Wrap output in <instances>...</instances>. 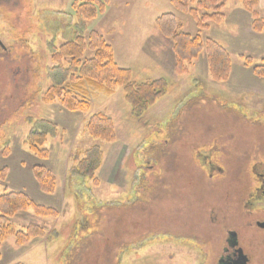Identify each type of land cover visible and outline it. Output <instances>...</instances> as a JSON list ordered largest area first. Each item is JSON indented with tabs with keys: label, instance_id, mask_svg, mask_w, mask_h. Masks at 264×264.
Returning <instances> with one entry per match:
<instances>
[{
	"label": "rangeland",
	"instance_id": "rangeland-1",
	"mask_svg": "<svg viewBox=\"0 0 264 264\" xmlns=\"http://www.w3.org/2000/svg\"><path fill=\"white\" fill-rule=\"evenodd\" d=\"M75 1L0 0V168H7L0 193L22 191L36 203L59 211L56 219L38 216L31 208L11 217L18 229L36 223L48 236L19 247L10 237L1 246L0 264H205L210 259L198 248V225L191 226L187 219L188 226L180 228L175 219L163 224L162 217L182 215L196 220L192 211L200 199L198 151H213L214 161L226 171L214 179L203 172L200 181L225 189L214 190L208 197L218 198L226 210L229 196L241 201L238 190L249 179L253 163L264 162V76L254 70L264 66V30L256 33L253 23L247 30L241 22L234 32L229 14L242 3L228 0L224 19L202 35L227 47L232 59L229 79L211 78L206 50L181 76L175 70V52L172 72L154 64V53L163 48L158 35L146 40L156 30L163 45L167 41L164 48L171 50L173 41L155 19L175 13L182 28L196 34L194 18L172 0H110L104 12L87 20L86 37L97 30L113 46L119 64L131 67L135 79L164 77L169 90L142 118L132 115L120 87L111 95L92 93L90 110L70 111L57 102L45 103L43 92L48 84L46 67L51 63L47 44L74 36ZM257 10L264 17L259 2ZM93 55L94 50L87 49L83 58ZM196 83L198 87L191 88ZM96 112L113 118L115 142L90 135L87 120ZM38 118L52 120L62 130L58 139L48 138L44 147L50 155L45 158L32 153L25 142ZM95 145L105 152L95 178L70 176L74 156ZM36 165L54 172L55 193L40 189ZM166 185L178 186L180 193L161 190ZM189 195L195 197L193 202L187 200ZM255 203L254 213L264 210V199Z\"/></svg>",
	"mask_w": 264,
	"mask_h": 264
},
{
	"label": "trees",
	"instance_id": "trees-1",
	"mask_svg": "<svg viewBox=\"0 0 264 264\" xmlns=\"http://www.w3.org/2000/svg\"><path fill=\"white\" fill-rule=\"evenodd\" d=\"M109 2L110 0L75 1L74 36L59 44L54 41L47 44L51 63L46 67L48 84L43 92V101L57 102L70 111L84 112L92 108V93L102 91L111 95L120 87L131 107L132 115L142 118L167 94L169 83L166 78L135 79L131 69L117 63L113 46L101 33L91 30L86 37L87 20L104 12ZM172 2L180 11L191 15L198 28L196 34L185 31L176 14L171 12L163 13L156 18V24L162 33L174 43L176 73L181 76L187 75L200 54L206 50L211 78L217 82L228 80L232 71L229 51L219 41L205 39L202 35L205 29L210 28L212 24H219L224 19V7L228 0H172ZM241 3L253 16V29L262 32L264 17L257 10L258 0H241ZM87 49L94 50V55L83 58ZM246 59L248 63L251 62L249 57ZM254 70L258 75L264 76V66H257ZM87 129L95 138L106 142L116 141L115 122L104 112L90 115ZM60 130L58 123L47 118H38L32 122L25 142L32 153L45 158L50 155V151L44 147L45 143L48 138L58 139L62 135ZM104 159V149L99 145L92 146L74 156L75 163L68 169V174L81 178H95L103 166ZM6 173V167L0 168V182ZM34 174L43 192L55 193L57 177L50 168L36 165ZM30 208L38 216L54 219L59 216L56 208L36 203L25 192L10 190L0 193V249L3 242L10 237L15 238L17 245H23L33 239L48 236L46 230L36 223L18 229L11 222V217Z\"/></svg>",
	"mask_w": 264,
	"mask_h": 264
},
{
	"label": "flooded vegetation",
	"instance_id": "flooded-vegetation-1",
	"mask_svg": "<svg viewBox=\"0 0 264 264\" xmlns=\"http://www.w3.org/2000/svg\"><path fill=\"white\" fill-rule=\"evenodd\" d=\"M204 151H198V175L196 177L198 179L197 198L200 194V199L196 202L199 203V210L197 208L192 211V217H195L196 220L190 219L191 216L186 218L182 215L172 216V218L163 216V224H166L168 220L174 221L175 219V223L182 228L188 226L187 219H189L191 226L198 225V248L203 256L205 255L207 259H210L205 261V264H241L244 259H248L246 264H264V210L260 209L258 213L253 212L256 204L255 200L264 199V162L253 163L248 172L249 179L244 180L246 181L245 186H238L240 188L238 191L242 192L241 201H233L232 196H229L228 199L230 200L227 199L225 203L228 206V210H226V208L223 209L219 206L218 198L208 197V194L212 195L214 190L220 192L225 189L220 188L221 186H217V184L205 186L200 183L203 172L206 173L208 178L212 179L216 175L223 176L226 172L218 164V161H214V156L210 154L213 151L210 149ZM137 176L144 175L138 174ZM251 178L254 179L252 183ZM164 189L171 190V193H173L177 192L179 187L166 185L161 190ZM245 193L249 194L248 198H244ZM194 198L192 195L187 196V200L192 202ZM241 207L244 210L243 213H241Z\"/></svg>",
	"mask_w": 264,
	"mask_h": 264
},
{
	"label": "crops",
	"instance_id": "crops-1",
	"mask_svg": "<svg viewBox=\"0 0 264 264\" xmlns=\"http://www.w3.org/2000/svg\"><path fill=\"white\" fill-rule=\"evenodd\" d=\"M258 2H259V7H263L264 8V0H258ZM238 4L240 5V3H238ZM229 17L232 18L231 23H232L233 27H236L234 32H237L239 30V27H240L239 25L241 24V22L244 23L245 24L244 27L247 30H249L248 27H249V24L251 26V23H252V18L251 17L252 16L241 5L240 6H236L235 9L232 11V14H229ZM251 31L254 32L253 30H251ZM256 33H260V32H256ZM155 35H158V38L156 40H158V43L160 41V47H163V48L159 49L160 51L158 50V52L154 53V55L152 54L154 56V57L152 56L153 60H154V64H159L162 68H168V69L172 70V72H174V70H173L174 66H175V58H174L175 56H174V53H173L174 51H173L172 47H171V50H166L164 48V45L166 44L167 41H165V44L163 45L162 35L159 32H156V30H152L151 36L149 38H147L146 43L149 42L150 38H153V36L155 37ZM227 42L229 43V41H227ZM156 46L158 47L159 44L156 43ZM172 46H173V44H172ZM114 55H115V59H116L117 63L119 64V61L117 60V57H116L115 53H114ZM122 67H126V68H129V69L131 68L130 66H127V65H122ZM197 75H198V72H196V74L194 75V76H196L195 79L198 80V76ZM161 78H164V77H161ZM194 87L195 88L198 87V83L194 84L191 88H194ZM17 247H19V246L17 245Z\"/></svg>",
	"mask_w": 264,
	"mask_h": 264
},
{
	"label": "water",
	"instance_id": "water-1",
	"mask_svg": "<svg viewBox=\"0 0 264 264\" xmlns=\"http://www.w3.org/2000/svg\"><path fill=\"white\" fill-rule=\"evenodd\" d=\"M247 261H248V259H244V262H243V263H241V264H246V263H247Z\"/></svg>",
	"mask_w": 264,
	"mask_h": 264
}]
</instances>
